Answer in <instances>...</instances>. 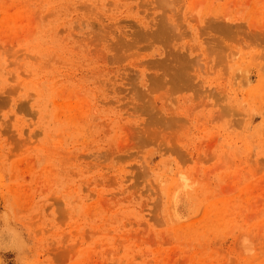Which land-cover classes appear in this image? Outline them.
Here are the masks:
<instances>
[{"label":"rangeland","instance_id":"rangeland-1","mask_svg":"<svg viewBox=\"0 0 264 264\" xmlns=\"http://www.w3.org/2000/svg\"><path fill=\"white\" fill-rule=\"evenodd\" d=\"M0 264H264V0H0Z\"/></svg>","mask_w":264,"mask_h":264}]
</instances>
